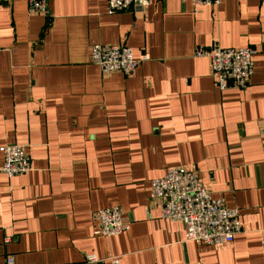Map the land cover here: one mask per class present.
Masks as SVG:
<instances>
[{"label":"crops","instance_id":"obj_1","mask_svg":"<svg viewBox=\"0 0 264 264\" xmlns=\"http://www.w3.org/2000/svg\"><path fill=\"white\" fill-rule=\"evenodd\" d=\"M93 44L125 45L130 76L102 74ZM251 47L242 90H217L196 48ZM25 147L30 171L0 173V264L264 263V0H150L107 15L106 0H0L2 147ZM196 171L237 209L232 243L186 242L180 222L160 218L151 181L167 169ZM118 207L124 234L96 237L92 212ZM8 239V241H6Z\"/></svg>","mask_w":264,"mask_h":264},{"label":"built area","instance_id":"obj_2","mask_svg":"<svg viewBox=\"0 0 264 264\" xmlns=\"http://www.w3.org/2000/svg\"><path fill=\"white\" fill-rule=\"evenodd\" d=\"M107 15L124 11H142L150 0H106ZM221 0H181L188 2L194 13L201 7H217ZM31 14L47 15V0H27ZM255 51L251 47L209 48L198 47L193 55L206 58L210 76L217 90H242L253 74ZM132 51L125 45L93 44L89 61L102 74L120 73L132 75L139 64ZM0 173L7 179L20 177L30 171V160L23 146L10 144L2 147ZM149 201L156 203L160 218L169 222H180L183 226L184 241L207 246H222L232 243L240 233L239 212L225 206L223 198H214L206 189L196 171L180 167L167 169L165 174L150 183ZM93 235L113 237L128 231L130 222L118 207L104 208L90 215ZM8 241V239H6ZM95 255H86L85 264H98ZM113 261V264H116ZM4 264H14L13 257H6ZM264 264V263H263Z\"/></svg>","mask_w":264,"mask_h":264}]
</instances>
